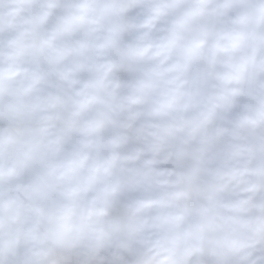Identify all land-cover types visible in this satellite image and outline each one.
Returning a JSON list of instances; mask_svg holds the SVG:
<instances>
[{"label":"clouds","instance_id":"clouds-1","mask_svg":"<svg viewBox=\"0 0 264 264\" xmlns=\"http://www.w3.org/2000/svg\"><path fill=\"white\" fill-rule=\"evenodd\" d=\"M0 264H264V0H0Z\"/></svg>","mask_w":264,"mask_h":264}]
</instances>
